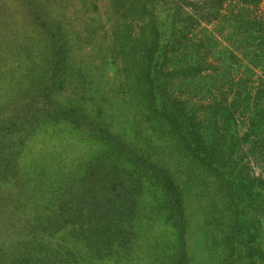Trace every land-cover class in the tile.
<instances>
[{"label": "rangeland", "instance_id": "374dc122", "mask_svg": "<svg viewBox=\"0 0 264 264\" xmlns=\"http://www.w3.org/2000/svg\"><path fill=\"white\" fill-rule=\"evenodd\" d=\"M218 1L0 0V218L73 208L24 241L59 246L38 264H264V64L216 60L214 25L200 42L188 19ZM168 121L190 138L176 190Z\"/></svg>", "mask_w": 264, "mask_h": 264}, {"label": "trees", "instance_id": "16d2710c", "mask_svg": "<svg viewBox=\"0 0 264 264\" xmlns=\"http://www.w3.org/2000/svg\"><path fill=\"white\" fill-rule=\"evenodd\" d=\"M207 9L209 10V8ZM188 21H190L194 27L198 26L200 42L203 41L200 34L202 25L205 26L203 29L206 32H208L207 27L209 26L214 25V29L218 27L215 33L212 30L209 31L211 37L205 38V40H208L209 47H211L212 50L215 48L216 60H220L221 57L224 60H229L230 57L234 59L239 58L241 64L239 65L240 67H238L247 72L251 69L253 75L258 78L256 74L257 70L253 68V65L264 64V0H219L217 5L214 6L213 14L207 13V11L203 10V7H201L194 11L193 16L191 15ZM187 42L190 43L189 41ZM244 47H250L251 49L245 50ZM236 48H238L239 55L234 51ZM204 50L205 48H202V51ZM207 53L206 51V54ZM252 54L255 55V62L247 60ZM206 60L208 69H210L211 72H215L216 76L222 81V74H220L222 70L216 67V61L213 59L210 62L208 59ZM151 65L152 63L148 61L146 65L147 87L149 97L153 102V105L151 103L149 106L150 110L157 107L155 106V83L151 72ZM170 129L175 135V140H171L169 146L170 152L167 156V160H160L154 169L161 176V181L163 183H159L160 185L165 184L166 188L168 187L170 189L171 187L176 190V186L173 184L175 182L173 176L176 174L191 175L189 170V159L186 155V151L183 150L187 149V145L190 146V138L188 133L184 132V128H182L180 124L176 125L174 122L171 123L169 121L168 124H166V128L162 129L160 127V134L167 135ZM64 206L65 209L62 210L63 212L61 214L43 223L46 225L43 229H38L40 224L37 222V219L34 225L36 229L26 227L31 220L33 221L35 219L32 217L29 210H25L24 212L17 211L12 215L13 222H17L18 224L20 219H23L25 222L20 226L18 224L17 231H13L7 227V223L0 218V264H38L42 260L37 261L35 259L40 253H45L46 258H48L50 262L54 263L56 260L60 263L62 261L61 256H56L57 252L60 254L59 246L56 245L54 249L51 248V251V249L46 250L47 242L46 244L42 242L41 244L31 245L24 243V241L32 232H35V230H38L40 233H47L50 237L48 240H53L55 234L57 235L65 229H61L64 227V225H62V216L66 214L72 215L73 208H71V206L68 208L65 204ZM180 207L181 206H179V208ZM50 224H55L56 229L53 231L49 230L48 227ZM47 245L49 246V244ZM52 245L53 243L51 247ZM181 259H183V255ZM181 259L179 260V264H185L184 260Z\"/></svg>", "mask_w": 264, "mask_h": 264}]
</instances>
